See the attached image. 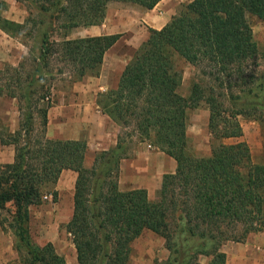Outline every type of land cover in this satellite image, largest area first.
<instances>
[{
    "label": "trees",
    "instance_id": "trees-1",
    "mask_svg": "<svg viewBox=\"0 0 264 264\" xmlns=\"http://www.w3.org/2000/svg\"><path fill=\"white\" fill-rule=\"evenodd\" d=\"M42 25L36 52L16 65L0 68V97L17 100L23 119L0 144L13 145L14 161L0 165V209L12 203L14 229L25 253L24 264H67L51 242L39 246L27 223L29 207L42 202L63 170L77 174L73 212L65 224L78 264H128L131 244L149 230L165 241L164 264H225L220 247L244 241L264 229V163H255L243 140L239 116L264 125V75L258 70V45L248 16L264 23V0H192L183 4L161 29L148 28L119 75L117 85L97 94L104 115L121 127L115 148L101 151L92 167L84 166L87 142L34 137L39 117L47 124L53 106V83L69 73L72 82L98 76L105 53L121 34L68 38L69 31L100 25L111 2L150 10L161 0H29ZM0 29L11 37L31 35L25 23L3 16ZM56 29H63L54 39ZM182 60L198 71L190 93L179 92ZM204 104L209 111L211 154L196 157L188 149L189 111ZM146 141L173 158L176 169L164 174L159 197L145 189L121 191L118 175L125 143ZM22 140L24 142L22 143ZM3 218L0 212V223Z\"/></svg>",
    "mask_w": 264,
    "mask_h": 264
},
{
    "label": "rangeland",
    "instance_id": "rangeland-1",
    "mask_svg": "<svg viewBox=\"0 0 264 264\" xmlns=\"http://www.w3.org/2000/svg\"><path fill=\"white\" fill-rule=\"evenodd\" d=\"M5 1L8 3V8L3 12V16L18 23H25L26 27L24 32L31 30L32 33L30 36H9L11 49H8L10 51H0V68H4L7 65L16 66L22 56H28L31 51L36 52L39 44V35L42 31V25L38 24V21L41 19L40 15L29 0ZM126 5L120 2H111L109 7L114 12L116 9H120V7H125ZM248 21L253 31V38L258 45V70L261 75H264V23L252 15L248 16ZM84 32L81 27L75 28L69 31L67 37L72 38L71 36L73 35H83ZM62 34H64L63 29H56L53 38L60 39ZM21 51H25L22 56L19 53ZM111 62V58H107L105 70L115 74L120 68L119 66L113 68ZM177 65L182 70L183 77L179 92L182 95L188 96L192 82L196 81L198 77V71L182 60H178ZM88 80L89 76H86L81 81L72 82L69 79V73H66L62 79L55 80L52 89L53 105L55 106L61 98H65L66 100L72 99L75 88L81 87L83 89L91 88V93L86 98L87 102H92V99L96 101L98 93L94 94L95 89L92 86L93 83H91L92 81L88 83ZM188 113V149L196 157H207L211 154L212 146L218 143V141L212 140L208 129V108L202 104L199 108L190 110ZM22 119L23 112L19 109L17 100L5 96L0 97L2 131L14 133L18 129ZM238 120L243 130L242 137L239 139H225L224 142L233 143L237 140L245 141L250 147L253 162L264 163V125L259 121L244 116H239ZM46 125L44 127L39 117H35L32 138L42 137L43 132L46 134ZM23 142L24 140H22ZM124 145L126 150L120 161L118 175L119 189L121 191L145 189L149 199L152 202L157 201L163 176L164 174L175 171L176 162L159 149L153 146L149 147L146 141H141L137 137L130 138ZM5 146H10L14 149L13 145ZM101 151H87L84 166L88 169L92 167L95 155ZM65 183L70 186V189L60 194L57 189L59 185L58 180L56 184V199L50 191H47L43 194L40 204L29 207L30 219L27 227L34 243L43 246L51 242L57 252L65 257L67 264H78L72 238L64 228L73 212L75 181L67 177L65 178ZM0 212L3 218L2 224L0 223V264H24L22 255L25 251L14 229L10 227L15 214V207L12 203H6L4 209H0ZM151 248L156 249V251H152ZM168 256L169 251L165 247L164 239L146 230L132 242L128 264H164ZM208 258L210 260V257Z\"/></svg>",
    "mask_w": 264,
    "mask_h": 264
},
{
    "label": "crops",
    "instance_id": "crops-1",
    "mask_svg": "<svg viewBox=\"0 0 264 264\" xmlns=\"http://www.w3.org/2000/svg\"><path fill=\"white\" fill-rule=\"evenodd\" d=\"M190 1L192 0H161L150 10L127 4L113 12L108 6L109 10L107 9L102 24L81 27L85 31L83 35L71 36L80 38L121 34L117 42L105 53L99 75L89 76L87 82L92 81V86L95 89L94 94L117 85L124 66L137 47L147 38L148 28L161 29L183 4ZM10 46L9 35L0 29V51H10L8 50L11 49ZM19 53L22 56L25 51ZM107 58H111L113 68L119 66L120 69L117 73L105 70ZM90 93L91 88H75L72 99L61 98L55 106L53 105L49 109L46 125L47 137L61 140L84 139L87 142V151L92 150L93 152L106 151L116 147L121 127L107 115L101 113L95 100L87 102L86 98ZM14 156L15 151L12 147L0 144V164L12 163ZM67 177L76 181L77 174L71 170L62 171L57 188L60 194L70 189V186L65 183ZM151 250L156 251L152 248ZM220 250L226 255L225 264H264V229L251 232L242 242L226 241L221 245ZM199 259L202 264H207L209 261V258L204 256Z\"/></svg>",
    "mask_w": 264,
    "mask_h": 264
},
{
    "label": "built area",
    "instance_id": "built-area-1",
    "mask_svg": "<svg viewBox=\"0 0 264 264\" xmlns=\"http://www.w3.org/2000/svg\"><path fill=\"white\" fill-rule=\"evenodd\" d=\"M149 147H151L150 145H148Z\"/></svg>",
    "mask_w": 264,
    "mask_h": 264
}]
</instances>
